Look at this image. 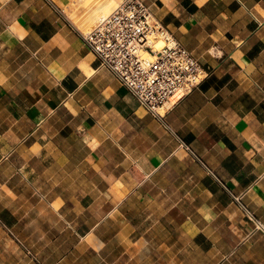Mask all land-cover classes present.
Returning a JSON list of instances; mask_svg holds the SVG:
<instances>
[{"label": "crops", "instance_id": "crops-1", "mask_svg": "<svg viewBox=\"0 0 264 264\" xmlns=\"http://www.w3.org/2000/svg\"><path fill=\"white\" fill-rule=\"evenodd\" d=\"M123 0H0V264H264V0H145L211 71L158 118L82 33Z\"/></svg>", "mask_w": 264, "mask_h": 264}, {"label": "built area", "instance_id": "built-area-1", "mask_svg": "<svg viewBox=\"0 0 264 264\" xmlns=\"http://www.w3.org/2000/svg\"><path fill=\"white\" fill-rule=\"evenodd\" d=\"M82 36L102 65L158 118L211 75L145 0L121 1Z\"/></svg>", "mask_w": 264, "mask_h": 264}, {"label": "bare ground", "instance_id": "bare-ground-1", "mask_svg": "<svg viewBox=\"0 0 264 264\" xmlns=\"http://www.w3.org/2000/svg\"><path fill=\"white\" fill-rule=\"evenodd\" d=\"M163 42H164V41H163V39H162V38H160V39L158 40V43H157V44H158V46L160 47L161 45H163Z\"/></svg>", "mask_w": 264, "mask_h": 264}]
</instances>
